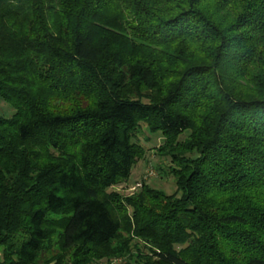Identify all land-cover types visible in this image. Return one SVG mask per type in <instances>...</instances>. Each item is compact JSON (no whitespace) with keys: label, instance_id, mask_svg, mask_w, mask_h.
<instances>
[{"label":"trees","instance_id":"1","mask_svg":"<svg viewBox=\"0 0 264 264\" xmlns=\"http://www.w3.org/2000/svg\"><path fill=\"white\" fill-rule=\"evenodd\" d=\"M0 101V264H264V0H0Z\"/></svg>","mask_w":264,"mask_h":264},{"label":"rangeland","instance_id":"2","mask_svg":"<svg viewBox=\"0 0 264 264\" xmlns=\"http://www.w3.org/2000/svg\"><path fill=\"white\" fill-rule=\"evenodd\" d=\"M12 113L13 111L10 107L0 101V116L9 118ZM139 140L145 149L144 158L139 160L133 167L128 182L119 184L109 191L118 193L124 197L131 196L137 193L138 190H133V188H135L134 186L144 182L148 186L160 190L165 194H172L175 191L173 180L171 176L164 171L165 166L168 164V160L156 155L157 148L162 142L160 135L150 136L144 131L143 136ZM151 171L153 173L152 175L149 173ZM127 260L128 258L126 257H116L109 262L102 261L98 264H126Z\"/></svg>","mask_w":264,"mask_h":264},{"label":"built area","instance_id":"3","mask_svg":"<svg viewBox=\"0 0 264 264\" xmlns=\"http://www.w3.org/2000/svg\"><path fill=\"white\" fill-rule=\"evenodd\" d=\"M150 173V175H152L153 173H152V171L151 172H149ZM135 188H133V190H137V189H139L140 187H141V183H139V184H136L135 186H134ZM132 191V190H131Z\"/></svg>","mask_w":264,"mask_h":264}]
</instances>
